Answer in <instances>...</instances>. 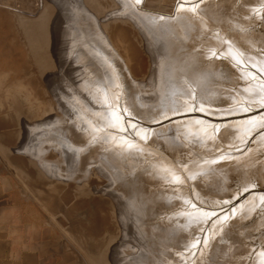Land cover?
<instances>
[{
  "label": "rangeland",
  "instance_id": "374dc122",
  "mask_svg": "<svg viewBox=\"0 0 264 264\" xmlns=\"http://www.w3.org/2000/svg\"><path fill=\"white\" fill-rule=\"evenodd\" d=\"M36 1L0 0L14 224L52 264H264V0Z\"/></svg>",
  "mask_w": 264,
  "mask_h": 264
},
{
  "label": "crops",
  "instance_id": "0c3cea01",
  "mask_svg": "<svg viewBox=\"0 0 264 264\" xmlns=\"http://www.w3.org/2000/svg\"><path fill=\"white\" fill-rule=\"evenodd\" d=\"M6 178L0 171V264H52L47 251L31 241L11 218Z\"/></svg>",
  "mask_w": 264,
  "mask_h": 264
},
{
  "label": "bare ground",
  "instance_id": "6f19581e",
  "mask_svg": "<svg viewBox=\"0 0 264 264\" xmlns=\"http://www.w3.org/2000/svg\"><path fill=\"white\" fill-rule=\"evenodd\" d=\"M210 1V0H209ZM204 2V1H203ZM202 2V3H203ZM211 2V1H210ZM190 3V2H189ZM189 3H187V5L189 4ZM191 4H193V3H191ZM191 4H189V5H191ZM197 4V3H196ZM206 4V3H205ZM179 5V4H178ZM188 5V6H189ZM198 5V4H197ZM179 6H182V5H179ZM195 5H193V7H194ZM199 6V5H198ZM193 7H192V9H193ZM197 7V6H196ZM176 8V7H175ZM179 8V7H178ZM189 8H191V7H189ZM202 8V7H201ZM257 8V7H256ZM180 9V8H179ZM182 9H185V8H182ZM186 9H188V8H186ZM197 9V8H196ZM177 11H178V9H176ZM181 10V9H180ZM179 10V11H180ZM191 10V9H190ZM190 10H189V13H190ZM198 10H200V9H198ZM188 11V10H187ZM197 11V10H196ZM178 13V12H177ZM194 13H196L195 11H194ZM198 14V13H197ZM196 16V15H195ZM200 16V15H199ZM170 17V16H169ZM172 18V17H171ZM171 18H169V19H171ZM194 18V17H193ZM167 19V18H166ZM208 19V18H207ZM196 21V20H195ZM236 52H237V50H236ZM224 54H225V52H224ZM223 54V55H224ZM225 56V55H224ZM238 56V55H237ZM233 59V58H232ZM235 59L238 61V59L235 57ZM240 59V58H239ZM258 61V60H257ZM236 63V62H235ZM239 63V62H238ZM234 64V63H233ZM246 67V66H245ZM253 75V74H252ZM253 76H255V75H253ZM248 77V76H247ZM260 79V78H259ZM261 80V79H260ZM254 81H256V80H254ZM255 85V84H254ZM258 85V86H257ZM253 86V85H252ZM256 86L257 87H254V88H258L259 90L261 89V91H262V95L264 96V81H261V82H257L256 81ZM246 90V89H245ZM256 91V90H255ZM245 92H247V91H245ZM242 97V96H241ZM248 97V96H247ZM259 101V105H261L262 107H260L261 109L263 108L264 109V97H261V98H259V100H257L256 102H258ZM258 105L256 104L254 107H248V105H243V108L241 107V109H240V113L242 112L243 114H241V116H245V115H247L246 117V120H248V119H251V118H249V114L251 115V113H255V112H257L258 110H260V109H257V110H255L254 108H256ZM208 108V107H207ZM203 109V108H202ZM206 109V108H205ZM205 109H203V111L205 110ZM249 109H251V111H249ZM197 109H195L194 110V113H190V114H193V116L194 115H196L197 117H194V118H197V120H199V121H201V122H206V121H208V120H205V118H200L198 115H200V114H198L197 115V113H199V111H196ZM207 110V109H206ZM124 111V110H123ZM261 111H263V112H261V113H258V115L257 116H254L253 118H255L256 119V121L257 122H261V124L262 123H264V110H261ZM205 112V111H204ZM206 112H209V111H206ZM122 114H123V112H122ZM174 114V113H173ZM188 114V113H187ZM190 114H188V115H190ZM123 116V115H122ZM187 116V115H186ZM204 116H206V115H204ZM224 116V115H223ZM240 116V115H239ZM252 116V115H251ZM124 117V116H123ZM126 117V116H125ZM129 117V116H128ZM189 117V116H188ZM208 117V116H207ZM216 117V116H215ZM218 117H220V116H218ZM236 117V116H235ZM199 118V119H198ZM210 118V117H209ZM227 117H222V118H220V119H222L221 121H220V124H218L219 122H217V121H212V122H207L208 124H212L213 126H214V129H216V127L217 126H221L222 124H224V123H222V122H224L223 120L224 119H226ZM241 118V117H240ZM214 119V118H213ZM212 119V120H213ZM228 119V118H227ZM245 118H242L241 120H240V122H244V124H245V122H246V120H244ZM126 120V119H125ZM195 120V119H194ZM215 120V119H214ZM218 120V119H217ZM254 120V119H253ZM181 121V120H180ZM236 121V120H235ZM120 122V121H119ZM121 122H123V121H121ZM195 122V121H194ZM226 122V121H225ZM231 122H234V120L233 121H231ZM239 122V123H240ZM238 123V122H237ZM253 123H254V121H253ZM252 123V124H253ZM236 124V123H235ZM247 124V123H246ZM245 124V125H246ZM260 124V125H261ZM249 125H250V123H249ZM257 125H259L258 123H257ZM209 126V125H208ZM244 126V125H243ZM255 126V125H254ZM241 127V126H240ZM252 127V126H251ZM250 126H249V128L250 129H252ZM260 127V126H259ZM148 128V127H147ZM210 128H212V126H210ZM258 128V127H257ZM153 129V128H152ZM245 129H248L247 127L245 128ZM256 129V128H255ZM126 130V129H125ZM131 130V129H130ZM241 132V131H240ZM250 133V132H249ZM252 134V133H251ZM250 134V135H251ZM112 135V134H111ZM242 135V134H241ZM244 135V134H243ZM115 137V136H114ZM122 137H123V135H122ZM248 137H249V135H248ZM242 139V138H241ZM245 139H247V138H245ZM119 144V143H118ZM263 147V146H262ZM262 198V197H261ZM216 212V211H215ZM217 213V212H216ZM212 215V214H211ZM217 215V214H216ZM219 217V216H218ZM224 217V216H223Z\"/></svg>",
  "mask_w": 264,
  "mask_h": 264
},
{
  "label": "water",
  "instance_id": "95a60500",
  "mask_svg": "<svg viewBox=\"0 0 264 264\" xmlns=\"http://www.w3.org/2000/svg\"><path fill=\"white\" fill-rule=\"evenodd\" d=\"M33 2H35V4H37V1L36 0L35 1L33 0ZM16 6L17 7H21V4L17 3Z\"/></svg>",
  "mask_w": 264,
  "mask_h": 264
},
{
  "label": "snow or ice",
  "instance_id": "6c2138e0",
  "mask_svg": "<svg viewBox=\"0 0 264 264\" xmlns=\"http://www.w3.org/2000/svg\"><path fill=\"white\" fill-rule=\"evenodd\" d=\"M137 2H139V0H137Z\"/></svg>",
  "mask_w": 264,
  "mask_h": 264
}]
</instances>
